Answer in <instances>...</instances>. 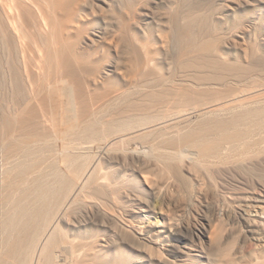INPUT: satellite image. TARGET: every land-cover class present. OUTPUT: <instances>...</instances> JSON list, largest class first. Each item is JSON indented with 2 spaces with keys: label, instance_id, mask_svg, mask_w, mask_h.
Returning a JSON list of instances; mask_svg holds the SVG:
<instances>
[{
  "label": "bare ground",
  "instance_id": "6f19581e",
  "mask_svg": "<svg viewBox=\"0 0 264 264\" xmlns=\"http://www.w3.org/2000/svg\"><path fill=\"white\" fill-rule=\"evenodd\" d=\"M126 1L129 15L115 27H119L124 44L137 49L132 74L123 66L130 64L133 55L132 59L118 55L116 28L99 30L95 21L99 12L93 0H0L6 67L3 62L0 66L6 69L7 89L13 98L8 99L11 104L6 110L0 109V189L13 191V197L8 194L11 200L8 197L0 206V264H145L155 253L164 257V264L220 261L206 245L214 243L210 232L214 223L223 222L229 214L226 204L211 203V220L196 231L165 212L164 199L169 193L193 190L202 175L198 177V171L212 183L222 168L240 170L247 164L256 165L261 151L256 149L259 142L249 140L255 136L248 124L254 128L255 119L264 124V84L237 94L220 89L205 95L199 82L192 80L188 86L193 90L176 89L171 98L165 95L166 90H160L166 84L162 74L170 64L167 59L174 44L169 27H185L180 31L188 42L185 57L199 56L182 63L178 60L185 72L194 74L211 67L223 78V72L234 70L229 43L224 42L227 37L212 32L211 27H219L225 14L249 0H224L226 13L216 19L209 0H168L169 11L160 6V0ZM107 8L113 11L112 4ZM152 21H156V32L144 27ZM193 27H206L205 33L200 30L199 43L192 42V36L196 37ZM90 28L93 30L88 32ZM95 45L100 55L91 52ZM129 95L171 101L166 109L152 111L155 114L138 115L136 110L135 115L129 109L130 115L120 116L124 107L119 117L108 115L111 112L103 115L105 108L112 106L113 110L114 104H124ZM53 141L59 144L57 148H51ZM51 152L56 154L53 161ZM132 185L138 187V195L125 191ZM124 191L127 201L121 202L119 192ZM203 192L198 194L209 193L203 195L209 204L216 200L215 194ZM251 197L258 201L260 195ZM101 199L133 208L125 207L124 215H113L97 202ZM260 207L256 206V215L248 213L249 217L243 218L246 231L240 239L248 240L249 232L260 224L259 216H264ZM76 209L98 210L99 215L89 219L82 214L81 221L73 220ZM92 223L91 236L76 244V231ZM230 234L225 230L221 236ZM186 237L190 238L186 241ZM258 241L264 247V237ZM175 247L180 249L175 251ZM241 262L264 264V251Z\"/></svg>",
  "mask_w": 264,
  "mask_h": 264
},
{
  "label": "rangeland",
  "instance_id": "374dc122",
  "mask_svg": "<svg viewBox=\"0 0 264 264\" xmlns=\"http://www.w3.org/2000/svg\"><path fill=\"white\" fill-rule=\"evenodd\" d=\"M93 1H94V4H95L98 12H99V16L97 18H95V21H97V23H98L97 26H100L99 30L101 32H103L106 29H108V31H111L109 29L111 27L118 29V30L115 29V31H116V33H115L116 35L115 36L117 38L116 40H117V43H118V50H119L118 51V55L121 58H125L124 56H126V57L128 56L127 58H129V59L131 58L132 59L134 57L132 60H130V64L123 66V69L125 68V70H127V72L125 70H123V71H125L127 74L134 73L135 72V65H133V62H134V60H136L135 58L138 56L137 51H136L137 49H136V47L133 44H131V45H133L134 47H129L130 48L129 49L124 44V42L122 41V38L120 37L121 36L120 35L121 32H119V30H120L119 27H115V26L121 25L120 22L123 23L122 19L126 18L129 15L128 14L129 13V11H128L129 9H127L129 6H128V4H126L127 1L126 0H93ZM160 1H161V5L160 6L165 8L167 11H169L167 9V7L169 6L168 0H160ZM224 3H225L224 0H209L208 1V7L210 8V10L212 12L211 13L212 17H214L216 19L218 16H221V15L226 13L225 12V7H224ZM110 4L113 5V8H112L113 11H110V9L107 8V5H110ZM221 7L224 8V9H222ZM110 8H111V6H110ZM156 10H159L160 13L164 12L160 8H157ZM143 11H145V9H143L142 12ZM102 12H103V14H102ZM157 13H158V11H157ZM144 18H143V20H144ZM145 20H146V18H145ZM104 22H106V23H104ZM155 23H156V21H152V22L146 23L144 25V27H146V28L150 27L152 31L154 30V32H156L158 27H155L156 26ZM166 28L168 29V27H166ZM183 28L185 29V27H180V28L179 27H171V28L169 27V31L171 29L170 34L171 33L173 34V36L171 34L170 40L176 46L173 43H171V44H173L172 45V52L168 56V59H167V60H169L168 63H170V64H167V65L164 66V68L167 69L166 71H165V69H163L164 70L163 72H165V74L161 71L164 74V75L162 74V76L163 77L166 76V77L162 78L165 81L161 79L162 81L160 83L163 84L162 82L164 81V83H166V84H165L164 87L162 86V89L160 88L161 89L160 92L165 93V90H166V94L165 95L168 94L167 96H169V98H171L172 94H174L176 91L178 92V90H176V89H179V90L182 89V91L190 89L191 87L188 86V85L193 84V81H195L197 83L198 82L200 83L201 81L203 82V83L201 82L202 84L198 83V86L199 87H201V86L203 87V90H202V87L200 89L202 90L201 92H204L205 95H211V94L215 93L216 91H220V89L223 90L222 92H224V93H230V94L231 93H236L237 94V92L240 93L239 91L243 92L244 90H249V89H252L253 87L255 88V86H258V85L261 86V85L264 84V0H249V1H245L243 4H241V6L236 8L235 12L230 13L229 15L225 14L224 20L222 21V24H220L219 27H211V29L214 28L212 30V32L218 33V34L220 33V35L223 34L222 36L227 37V38H225L224 42L227 41L229 43V46H230V47H228L227 51L230 54V57L232 58V62H233L232 64L234 66L231 65V67H233L234 70H229V72L232 71L231 74L228 71H227V74H226V72H223V73H225L224 75H226V77L222 78L221 77L222 73L221 74H220V72L217 73L218 71H216L215 68H211V67L205 69L206 71H204V69H200L201 71L199 70L197 73L195 72L196 74L195 73L194 74L197 75L196 77H195L194 74H190L189 72H185V70L182 68V65H181L182 60H184V61L190 60V59L191 60L192 59L196 60V59L199 58V56H197V57L194 56V58H186L185 57V54L187 53L186 51H187V48H188V44H187L188 42L187 41L185 42V39H183V35H182V37L180 36ZM193 28L195 30L194 33H195L196 37L192 36V38H193L192 42L193 43H199V39H200L199 37L201 35V31H202V34L205 33L206 32L205 31L206 27L205 28H203V27H193ZM92 30L93 29L90 28V29H88V32H91ZM122 35H123V32H122ZM181 43H183V44H181ZM5 44H6V41L3 39L2 35L0 34V63L2 64V62H3L2 65L4 67H6V61H5L6 60V57H5L6 56V52H5L6 48H5ZM2 45H3L4 48L2 47ZM98 49H100V48L95 45L92 48L91 52L99 54ZM126 53H127V55H126ZM3 55H5V56H3ZM132 55H133V57H132ZM180 55H183V57L185 59H183L182 56H180ZM1 57L4 58V60ZM179 59L181 60V63H180V61H178ZM203 60H202V63H203ZM131 61H132V63H131ZM205 61H206V59L204 60V62ZM239 62L240 63L242 62V64H240ZM205 63H208V62L206 61ZM237 64L238 65L240 64V65L238 66ZM2 65L0 66V92L2 93V94H0V96L2 95L3 98H2V96L0 97V100L2 99L1 102H0V109L1 110H6L8 108V106L11 104L10 101L13 98H12L11 92H9V90L7 89V86H9V82H8L7 78H5L6 69H4V67H2ZM168 65H170V67ZM235 65H236V67H235ZM166 67H168V68H166ZM1 69L3 71L5 70V71L1 73V71H2ZM208 69H209V71H208ZM240 69H241L243 74L241 73V71H238ZM130 71H132V72L129 73ZM239 72H240V74H239ZM3 73H5L4 76H3ZM187 73H188V75H187ZM199 73L200 74L202 73V74L200 75ZM236 74H238V75H236ZM192 75L194 76V78H193ZM239 75H241V76L239 77ZM234 76H236V77H234ZM185 78H186V80H185ZM195 78H196V80H195ZM219 78L221 79V81H220ZM6 82H8L7 85H6ZM206 83H208V84H206ZM1 84H4L5 86H3ZM19 84H20L19 86L21 87V82L20 81H19ZM172 87H173V89H172ZM8 88L11 89V87H8ZM138 89H136L135 91L139 92V91H137ZM5 90H7V92ZM163 90H164V92H163ZM190 90H193V89L191 88ZM4 91H5V94H7V95H4ZM135 91L133 92L134 94H135ZM228 91H230V92H228ZM135 95L127 96L128 100H125L124 104H117V105L114 104L113 105V110L115 112H117V114L113 110L110 111V108H112V106H110V107L105 108V110L106 109L107 110L106 111L104 110L105 113H104V111L102 112V113H104L103 115H107L106 112H111L110 114L108 113V115H111L113 113L112 114L113 117L115 115H116V117H119V115L122 114V112H124L125 110H126L125 112H127V114H124L125 113L124 112L123 115H120V116H125V115L128 116V115H130V112L132 114V113H135L136 110H137L138 115H141L143 112H144L143 114H145V113L155 114V113H157V112H159L161 110L166 109L168 107V102L171 101V100H168L169 98H166V97L165 98L162 97V99L160 100V99H158V96H155V99L152 96L151 97L152 100H151V98H149V99L148 98L147 99L146 98H141V100L145 99V100L141 101L140 98L135 97ZM4 96H6V97H4ZM159 97L161 98V96H159ZM9 98L10 99L12 98V99L8 100ZM5 99L8 100V102H9L8 104H4V103H7V100L5 101ZM193 100H195V98ZM126 101H128V102H126ZM161 104H162V106H161ZM130 106H131V108H128ZM116 107L118 108V110H116L117 109ZM124 107L126 108L125 110H124ZM108 108H109V111H108ZM127 108H128V110H127ZM129 109L133 110L134 112H132V111L129 112ZM152 111L155 112V113H153ZM128 112H129V114H128ZM135 115H136V113H135ZM100 117H102V116H100ZM99 119H101V118H99ZM255 121H258V120L257 119H255L254 121L252 120V123L254 122V126L255 127L253 128V126H252L253 124L251 126L248 124V126H249L248 128L252 127L251 128L252 137L255 136V138H253V139L251 138L249 140H252V141H255V142H259V145H257L256 149H258V151H261V153L260 152L258 153L260 158L258 157L259 159H257V161H256L257 163L255 162L256 165L247 164V165H244L243 168H240V170L239 169H234V168L232 169L230 167L222 168L223 169L222 174H220L217 178L213 179L212 183H211L210 180H208L206 178L205 175H203L202 172L199 173L200 171H198V173H197L199 175L198 177H200V174L203 175V176L201 175V177L199 179V183L202 181L201 182L202 185H201V183L200 184L197 183L194 187L196 188V190L199 188L197 190L198 192H199V190L202 191V192L204 190V192H208L209 191L211 194H215L216 195L215 196V199H216L215 201L212 202V201L209 200L210 201V204H209L207 201H205V197L203 196L204 194H209V193H204L203 192L204 194L202 196H199L198 192L195 190L194 187H193L194 191L191 188L192 191L190 190L189 192H185L184 191V193H183V191H181L182 193L179 192V194L175 193V192H173L171 194L169 193L168 196H166L165 199H164L165 212H168V213L170 212V215L172 214L173 217L176 218V221L182 222L186 227L188 226L189 228L195 229L196 231L202 230L203 227L205 226L204 222H206L208 220H211L212 213H211L210 209L212 208V205H213L211 203H215V202L220 203L221 202V203H225L226 204L227 209H229V214L227 216L228 218L225 217L223 222L222 221L218 222L219 224L217 222L214 223V225H215V226L213 225L214 229L212 227V230L210 231L213 234L212 236L214 238V243L210 246L212 248H210V247H208V245H206L207 246L206 248H208V251L210 250L211 254H213V256L217 260H220V261L214 262L213 264H228L229 261H230L229 264H241L242 263L241 261H248V260L250 261V260L255 259L258 256H261L262 252L264 251V247H262L263 245L261 244V242L258 241V238L260 239V238L264 237V225H263L264 224V220H262V219H264L263 215L259 216L260 220L259 219L258 220L260 221L259 222L260 224H257L255 226V228H257L256 231H255V228H254L252 230V232H249L248 240L240 239L241 232H245L246 231V229H244L245 228V225H244L245 223H244L243 218H245L249 214H250L249 216L256 215L255 211L259 210L258 208L256 209V206L257 207L261 206L260 208L264 211V141H263L264 140V124L262 123V119L258 121V122L261 121L260 123H257V122L255 123ZM263 121H264V119H263ZM261 126H263V127H261ZM241 128H242V126H241ZM259 129L261 131H259ZM51 145H52L51 148L52 147H54V148L56 147L57 148V146L59 144H57V141H53ZM55 145H57V146H55ZM120 147L121 146H119L118 148H120ZM239 149H241V148H239ZM239 149H238V152H239ZM241 150H240V152H241ZM53 151H55V149ZM53 153H55V152H53ZM53 153H52V157L56 156V154H53ZM47 155L51 156L50 152L47 153ZM52 157H50L51 158L50 160L53 161L55 159V157L54 158H52ZM250 168H252V169H250ZM113 169L116 172L120 171L117 167H115ZM229 169H232V170H230L231 172L229 171ZM202 178H204V179H202ZM206 181L207 182L209 181L208 185H207ZM134 185H137V184H134ZM203 185L206 186V187H204ZM199 186L201 188L204 187V188H202L203 190H201ZM209 186H211V187H209ZM128 187L130 188V190L129 191L125 190L127 193L131 194V192H132L131 195H136L137 194L136 190H138V187L133 186V185L132 186H128ZM133 190L135 191V194H133L134 193ZM11 191H12L11 189H10V191L9 190L8 191L5 190V192H7V193H5L4 190L0 191V193H1L0 194V206L6 204L8 197H9L8 200L11 198L9 196L10 193H11V195L13 193V191L12 192ZM125 191L122 192V193L119 192L120 195L122 194V197H123V199H121V202H123V201L126 202L127 201L126 200L127 198H124V196L126 195V194H124ZM3 193L6 194V195H4ZM220 193H222V194H220ZM249 193H250L251 196L254 193H255V195L257 197L260 195L259 200L258 201L254 200V198H252L249 195ZM247 194L249 195V197H251V199L248 197ZM224 195H225V197H224ZM12 197H13V195H12ZM201 197L202 198L204 197V198L202 199ZM150 198L151 197H149L148 199H150ZM197 198L198 199L201 198V200L200 199L198 200ZM247 198H248V200H247ZM165 201H167V202H165ZM97 202L100 203L101 205L105 206L107 209H109V211L113 215H120V214L124 215L126 210H130V209L133 208L131 206H127L128 203H126L123 206H121L120 204H119V206H117L112 200H110V201H107V200L103 201L102 200V201H97ZM262 203H263V205H262ZM125 207H126V210H125ZM181 207H184V209L182 210ZM75 211H77V209ZM82 214H84L89 219H96L97 216L99 215V211L95 210V211L83 212L82 209H78V211L76 213L74 212V214H72V215H74V217L72 216L73 220L76 219L77 221H81V220H78V219H81V215ZM172 215H171V217H172ZM249 216H247V217H249ZM218 225H219V227H218ZM94 227H95V225L92 223L89 226L84 227L87 230L82 228V229H79L78 231H76L75 234L78 237L76 236L75 239H76L77 242H79V243L76 242V244H80V243L86 242V239L88 238V236H91V234L93 232L92 229H94ZM215 229H217V230H215ZM185 230L187 231L188 229L185 228ZM225 230L229 231V232L231 231V234L229 236L226 235L227 237L224 236V238H223L222 236H223ZM90 232H91V234H90ZM243 235H244V233H243ZM220 236H221V238H220ZM242 237L245 238V236H242ZM186 238H187L186 239V241H187L188 238H190V237H186ZM175 248H176L175 251L180 249L179 247H175ZM234 251H235V253H234ZM222 254H223V256H222ZM168 255L170 256V254H168ZM219 255L222 256V257H219ZM217 256L219 257V259L217 258ZM160 258L163 259L164 261L161 260ZM160 258H159V253H155L152 256L151 259H148L147 261H145V264H164V262H165L164 257H162L160 255ZM227 258H228V262L226 263L225 259H227ZM235 258H236V260H235ZM221 259H223V260H221ZM234 261L235 262L237 261V262L235 263Z\"/></svg>",
  "mask_w": 264,
  "mask_h": 264
}]
</instances>
